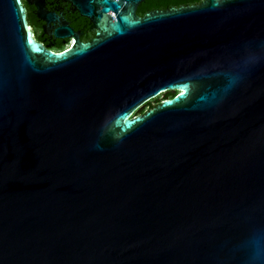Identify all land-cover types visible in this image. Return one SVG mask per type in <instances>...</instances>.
I'll use <instances>...</instances> for the list:
<instances>
[{
	"label": "water",
	"instance_id": "95a60500",
	"mask_svg": "<svg viewBox=\"0 0 264 264\" xmlns=\"http://www.w3.org/2000/svg\"><path fill=\"white\" fill-rule=\"evenodd\" d=\"M0 264H264V0L62 51L0 0Z\"/></svg>",
	"mask_w": 264,
	"mask_h": 264
},
{
	"label": "flooded vegetation",
	"instance_id": "af4514ba",
	"mask_svg": "<svg viewBox=\"0 0 264 264\" xmlns=\"http://www.w3.org/2000/svg\"><path fill=\"white\" fill-rule=\"evenodd\" d=\"M35 39L53 51L92 42L119 13H147L196 5L203 0H115L120 8L103 10L101 0H21Z\"/></svg>",
	"mask_w": 264,
	"mask_h": 264
},
{
	"label": "trees",
	"instance_id": "16d2710c",
	"mask_svg": "<svg viewBox=\"0 0 264 264\" xmlns=\"http://www.w3.org/2000/svg\"><path fill=\"white\" fill-rule=\"evenodd\" d=\"M175 94H176V92H173V91H167V92L162 93V96L161 97H156V98L150 100L149 102H147L145 104V107H143L140 110H138V113L137 114L144 113L150 107L159 104L164 99L173 97Z\"/></svg>",
	"mask_w": 264,
	"mask_h": 264
},
{
	"label": "rangeland",
	"instance_id": "374dc122",
	"mask_svg": "<svg viewBox=\"0 0 264 264\" xmlns=\"http://www.w3.org/2000/svg\"><path fill=\"white\" fill-rule=\"evenodd\" d=\"M161 96H162V94L158 95L157 97H161ZM143 107H145V105H143L141 108H143ZM141 108H140V109H141ZM140 109H139V110H140ZM137 113H138V111H137L135 114H137Z\"/></svg>",
	"mask_w": 264,
	"mask_h": 264
}]
</instances>
